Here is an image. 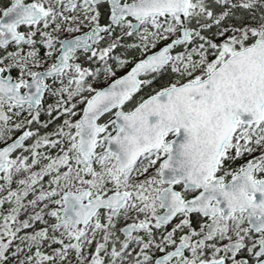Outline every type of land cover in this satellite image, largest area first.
<instances>
[{"label":"snow or ice","instance_id":"6c2138e0","mask_svg":"<svg viewBox=\"0 0 264 264\" xmlns=\"http://www.w3.org/2000/svg\"><path fill=\"white\" fill-rule=\"evenodd\" d=\"M0 264H264V0H0Z\"/></svg>","mask_w":264,"mask_h":264},{"label":"trees","instance_id":"16d2710c","mask_svg":"<svg viewBox=\"0 0 264 264\" xmlns=\"http://www.w3.org/2000/svg\"><path fill=\"white\" fill-rule=\"evenodd\" d=\"M119 74H123V71L118 72V75H119ZM42 118H43V117H42Z\"/></svg>","mask_w":264,"mask_h":264}]
</instances>
